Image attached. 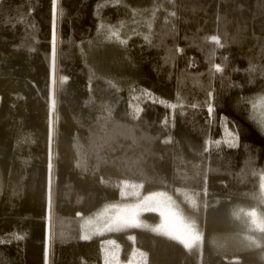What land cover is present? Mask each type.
Listing matches in <instances>:
<instances>
[{
  "label": "trees",
  "instance_id": "1",
  "mask_svg": "<svg viewBox=\"0 0 264 264\" xmlns=\"http://www.w3.org/2000/svg\"><path fill=\"white\" fill-rule=\"evenodd\" d=\"M108 2L60 0L53 69L51 0H0V264H45L50 118L48 264H105L104 239L79 237L85 218L138 200L121 197L123 181L143 184L140 198L166 192L195 221L203 241L189 252L149 230L114 232L106 239L120 244L122 261L136 248L148 253V264H264V233L234 215L257 205L253 196L264 172V129L250 119L248 103L264 93V0H122L98 8ZM121 21L125 45L99 28ZM213 34L223 48L206 41ZM215 63L224 70L214 72ZM63 76L68 80L61 85ZM145 89L178 107L143 101L144 111L133 119L131 92ZM103 105L112 109L110 120ZM225 118L239 134L235 148L206 143L223 140ZM169 137L172 142L163 143ZM96 151L107 161L98 171ZM177 188L200 192L197 208ZM146 218L161 221L156 213ZM13 233L23 239H12Z\"/></svg>",
  "mask_w": 264,
  "mask_h": 264
},
{
  "label": "snow or ice",
  "instance_id": "2",
  "mask_svg": "<svg viewBox=\"0 0 264 264\" xmlns=\"http://www.w3.org/2000/svg\"><path fill=\"white\" fill-rule=\"evenodd\" d=\"M170 2L174 3V0H170ZM122 3V0H109L106 4L98 5L99 7H107V6H119ZM126 6V5H125ZM51 12H52V64L53 69H55L56 63V41H57V23L61 17L64 16V10L60 7V0H51ZM138 14V10L133 9V16ZM155 16V10H153V17ZM170 16L176 17V12L173 11L170 13ZM165 23H168L166 20ZM123 21L120 24H108L101 23L99 28L100 31L105 35V37L110 41L118 42L121 45L127 44V39L121 38V30H122ZM172 31H175L173 26ZM145 40H149L148 36L144 37ZM206 41H210L214 43L219 48H223L224 44L221 42V37L219 35H211L209 37H205ZM149 42H151L149 40ZM32 50V49H30ZM177 52H182L183 49H176ZM214 55V53H213ZM226 59V58H225ZM212 70L216 73L222 72L224 69L221 64L215 63L212 65ZM249 72L256 71L255 68L248 69ZM68 80L67 76H63L60 78L59 83L63 85ZM55 82V81H54ZM109 84L115 88V83L109 81ZM142 96L151 100L153 103H159L164 105L167 108L175 109L178 107L177 104H169L165 100L157 99L153 97V94L148 90H143ZM208 96H212V92H208ZM133 100H139L140 97H132ZM94 103L95 101H91ZM251 104L252 115L250 119L254 120L258 123L259 127L264 129V93L253 94V97L248 101ZM15 105H13L14 107ZM56 100L53 97L51 99V109L55 110ZM129 107L133 108L132 112L133 119H139L141 112L144 111L142 107L139 105L129 104ZM192 107H196L193 105ZM102 108L104 111L108 113L107 117H104L105 120H110L112 118V109L107 105H103ZM207 111L209 116L211 117L214 113V107L211 102H207ZM167 119H165L164 123L167 124ZM230 122L225 118L222 122V127L226 130V136L223 140L215 139L209 140L207 144H215L219 147L222 143H225L230 148H234L237 146L238 142V132L235 128L229 127ZM51 118L49 119V177H48V221H49V238L48 244L45 247L44 251V260L45 264H48L49 260V251L51 240L53 238L51 232V208H52V195H51V185H52V155H51ZM171 137L163 140V143H171ZM205 151H208V148H205ZM97 159L96 170H99V166L101 163H107L106 159H104L99 151L95 153ZM85 171H87V159L85 158ZM80 163H77V167H80ZM253 175H257L253 173ZM259 176V195L253 196V199L257 201V205L251 209L245 210L243 208L239 209L234 215L237 218L245 217L246 223L250 225V227L254 230H258L261 233H264V172L258 174ZM101 183H104L103 178H101ZM120 188L121 197H125L127 195H134L138 198V202L132 205H109L104 208V210L96 215L95 220L88 219L85 220L84 225L82 226L84 231L83 234L80 235L81 240H90L94 234H103L104 232H120L130 228H148L149 226L144 224L143 221L140 220V214L143 211H159L162 217L161 223L157 224L155 227H151L149 230L155 232L157 235L162 237H167L171 241H175L177 244L182 245L184 249H187L191 252L195 247L200 245L203 241L202 234L198 231L197 225L194 220L185 218L182 214V209L180 205L176 203L175 200L171 196H169L166 192H154L150 196H145L140 198L139 189L143 187V184H130L128 181H123L120 185H117ZM128 188H132L134 191L129 193L126 190ZM178 193H181L185 197V200L191 204V206L195 209L197 208V197L200 196V192H194L192 195H189L187 192H182L181 189L177 188L175 190ZM203 194L206 196L208 194L207 189V175L204 177V188ZM76 215L78 217L82 216L80 212H77ZM63 236V233H61ZM12 239L21 240L23 236L17 235L15 233L12 234ZM129 240L135 241L134 236H129ZM251 240V238H249ZM4 241H0L3 243ZM255 243V241H251ZM109 244H115L114 241H108ZM118 248V246H116ZM257 247L259 245L257 244ZM140 257L143 259V264H148V253L140 252ZM119 264L117 255L115 252L106 253L105 256V264ZM239 264V261L236 262Z\"/></svg>",
  "mask_w": 264,
  "mask_h": 264
},
{
  "label": "rangeland",
  "instance_id": "3",
  "mask_svg": "<svg viewBox=\"0 0 264 264\" xmlns=\"http://www.w3.org/2000/svg\"><path fill=\"white\" fill-rule=\"evenodd\" d=\"M131 104L132 105H139L140 107H142V102L143 101H150L149 99H147V98H144L143 96H142V92H131ZM140 97V99L139 100H133L132 99V97ZM134 110V109H133ZM223 120L224 119H222V121H221V129H222V135H223V139L225 138V136H226V130L222 127V122H223ZM238 144H239V139H238V142H237V146H238ZM227 147H228V145L227 144H225ZM236 146V147H237ZM230 148V147H229ZM235 148V147H234ZM128 183H130V184H133V183H131V182H128ZM152 194V193H151ZM151 194H147V195H145V196H150ZM128 196V195H127ZM144 196V197H145ZM138 202V200L137 201H133V202H128V203H122V204H116V205H132V204H136ZM110 205H113V204H110ZM107 206H109V205H107ZM107 206H105V207H107ZM105 207H103L102 209H100L95 215H92V216H90V217H87V218H85V220H88V219H92V220H95V218H96V215L98 214V213H100V212H102L103 210H104V208ZM148 213H156V214H158L159 216H160V218H161V221H162V217H161V215H160V212L159 211H143V212H141V214H140V220L141 221H143V223L144 224H146V225H148L149 227L148 228H141V229H145V230H149L151 227H155L157 224H153V223H151L149 220H147V218H146V215L148 214ZM183 214V213H182ZM144 216H145V218H144ZM183 216L185 217V215L183 214ZM186 218V217H185ZM85 220H84V222H85ZM161 221L159 222V223H161ZM84 222H83V225H84ZM158 223V224H159ZM82 225V226H83ZM130 229H132V228H130ZM197 229H198V231L202 234V231L197 227ZM127 230V229H126ZM83 231H84V229H83V227L81 228V234L80 235H82L83 234ZM123 231H125V230H123ZM150 231V230H149ZM120 232H122V231H120ZM152 232V231H151ZM111 233H114V232H104L103 234H94L93 236H92V239H94V238H96V237H100V238H102V239H104V240H102V242H101V244H102V246H103V251H102V253H103V258H104V262H105V256H106V253H111V252H115L116 253V255H117V259H118V262H119V264H143V259L140 257V255H139V253L140 252H143V251H141V250H138V249H136V248H134V250H133V253H132V255H131V258L128 260V261H126V262H124V261H122L121 259H120V252H121V246H120V244H118L117 243V241L115 240V239H111V238H108V239H106V237L109 235V234H111ZM153 233H155V232H153ZM92 239H90V240H92ZM83 241H85V240H83ZM87 241H89V240H87ZM108 241H114L115 242V244H109L108 243ZM116 246H118V248L116 247ZM114 264H115V262H114Z\"/></svg>",
  "mask_w": 264,
  "mask_h": 264
},
{
  "label": "clouds",
  "instance_id": "4",
  "mask_svg": "<svg viewBox=\"0 0 264 264\" xmlns=\"http://www.w3.org/2000/svg\"><path fill=\"white\" fill-rule=\"evenodd\" d=\"M59 44H60V37L57 36V48H59Z\"/></svg>",
  "mask_w": 264,
  "mask_h": 264
}]
</instances>
